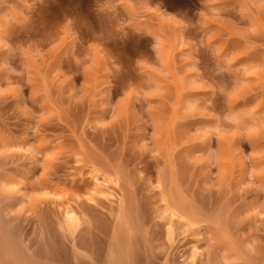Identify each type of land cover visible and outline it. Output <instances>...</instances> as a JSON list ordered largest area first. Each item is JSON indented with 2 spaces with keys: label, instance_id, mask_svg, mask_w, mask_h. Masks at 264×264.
Returning <instances> with one entry per match:
<instances>
[{
  "label": "rangeland",
  "instance_id": "obj_1",
  "mask_svg": "<svg viewBox=\"0 0 264 264\" xmlns=\"http://www.w3.org/2000/svg\"><path fill=\"white\" fill-rule=\"evenodd\" d=\"M0 264H264V0H0Z\"/></svg>",
  "mask_w": 264,
  "mask_h": 264
},
{
  "label": "bare ground",
  "instance_id": "obj_2",
  "mask_svg": "<svg viewBox=\"0 0 264 264\" xmlns=\"http://www.w3.org/2000/svg\"><path fill=\"white\" fill-rule=\"evenodd\" d=\"M66 215H68L69 220L73 219V212L71 210H66Z\"/></svg>",
  "mask_w": 264,
  "mask_h": 264
}]
</instances>
